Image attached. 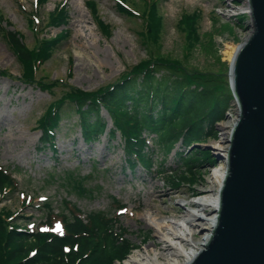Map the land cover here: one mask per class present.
<instances>
[{
    "label": "rangeland",
    "instance_id": "obj_1",
    "mask_svg": "<svg viewBox=\"0 0 264 264\" xmlns=\"http://www.w3.org/2000/svg\"><path fill=\"white\" fill-rule=\"evenodd\" d=\"M59 1L49 0L39 10L40 18L43 19ZM84 2L69 0L70 35L43 65L44 71L39 72L42 76L47 73L46 79L62 78L84 90L98 89L115 81L128 68L154 54L175 59L188 69L228 74L225 44L238 45L249 33V14L242 10L245 6L249 7L248 0H160L157 12L162 19V33L156 44L143 45L138 33L144 25L137 17L126 18L119 14L114 0H96L98 14L112 27V34L106 39L96 29ZM125 2L133 9H142L141 0ZM32 5L33 0H0V12L10 22L4 25L10 30H19L28 46L33 44L34 39L27 26L25 12L31 10ZM197 10L201 12L199 39L188 43L185 32L177 27L176 22L182 13ZM57 30L52 29L48 34H54ZM68 56L72 57L73 63L71 77L67 76ZM1 69H7L13 77H17L20 71L13 53L0 37ZM53 92L42 91L36 85H25L0 75V167L14 176L17 186L4 204L11 210L19 211L17 222L30 224L32 229L42 227L47 215L45 203L52 208L50 218L55 224L59 221V215L67 213L68 208L77 207L84 213L102 212L117 218L126 229L130 242L140 245L131 254H139L144 253L154 235L152 226L138 224V220L147 214L140 206L151 201L146 194L150 180L155 182L158 190H166L173 195L166 200L169 206L178 205L183 210L196 211L203 219L210 213L209 209L200 211L191 208L187 202L199 200V197L187 199V195L201 183L208 186L214 172H225L224 161L229 146L227 139L230 138H225V132L230 130L231 133L238 113L234 103L226 112L225 119L216 124L217 136L198 145L200 149L210 152L215 164L203 163L192 185L183 183L174 186L169 175L157 170L162 164L165 171L176 172L182 166L178 154L187 155L189 148L177 143L173 151L166 155L155 147L151 139L155 136L151 135L148 141L156 159L152 170L146 171L139 165L131 170L125 162L126 155L119 135L115 139L102 136L96 142L86 143L76 123V114L68 105L63 106V118L56 129V151L53 153L47 147L39 148L40 131L36 129V120L46 105L63 91L58 87ZM101 115L108 128L111 127V119L104 109ZM10 131L14 132L12 140ZM67 172L86 177L81 184L90 192L80 195L73 188L61 185L60 176ZM23 198L32 200L22 207ZM116 202L123 206L122 210L116 209ZM25 217L31 218L30 221ZM163 220L182 222L175 217ZM158 221L152 219L153 224ZM145 237L147 240L142 243Z\"/></svg>",
    "mask_w": 264,
    "mask_h": 264
},
{
    "label": "trees",
    "instance_id": "obj_2",
    "mask_svg": "<svg viewBox=\"0 0 264 264\" xmlns=\"http://www.w3.org/2000/svg\"><path fill=\"white\" fill-rule=\"evenodd\" d=\"M48 1L35 0L33 8L25 12L33 33L31 46L24 42L20 31L3 26L5 19L0 12V35L20 66L17 79L52 94L58 87L63 91L46 105L36 120V129L41 132L40 146L54 151L56 129L63 118V106L68 105L76 114V123L86 143L98 141L102 136L111 139L120 136L125 162L130 168L138 165L146 171L153 168L156 159L148 143L151 135L155 136L152 138L155 147L166 155L179 142L187 148L193 145L187 155L178 154L182 166L176 172L165 171L162 164L158 168L159 173L169 175L174 186L192 185L203 163L214 162L208 150L195 145L217 136L216 124L225 119L232 104L227 74L188 69L175 59L153 53L128 68L115 81L94 90L72 86L62 78L46 79L48 74L42 76L39 72L44 71L43 65L70 35L69 0H60L41 19L39 10ZM125 1L115 0L117 12L126 18L137 17L144 25L138 33L143 45L156 44L162 33V19L157 12L160 0H141V11ZM84 3L99 33L108 39L112 27L98 14L96 0ZM200 19L201 12L197 10L184 12L177 20L176 25L185 32L188 43L199 39ZM56 28L59 30L55 34H48ZM72 65V57L68 56V77H71ZM1 73L11 76L5 69ZM102 109L111 119L110 128L101 115ZM85 178L73 172L60 176L61 185L73 188L80 195L90 192L81 184ZM16 188L12 174L0 168V203ZM21 205H25L24 199ZM45 207V227L39 230L18 223V211L6 206L0 208V264H121L140 247L130 242L126 229L115 217L102 212L83 215L77 207L68 208L67 213L59 215L60 226L54 229L50 218L52 208L46 203ZM146 240L147 237L143 242Z\"/></svg>",
    "mask_w": 264,
    "mask_h": 264
},
{
    "label": "water",
    "instance_id": "obj_3",
    "mask_svg": "<svg viewBox=\"0 0 264 264\" xmlns=\"http://www.w3.org/2000/svg\"><path fill=\"white\" fill-rule=\"evenodd\" d=\"M249 36L237 45L228 80L237 106L217 224L189 264H264V0H248Z\"/></svg>",
    "mask_w": 264,
    "mask_h": 264
},
{
    "label": "bare ground",
    "instance_id": "obj_4",
    "mask_svg": "<svg viewBox=\"0 0 264 264\" xmlns=\"http://www.w3.org/2000/svg\"><path fill=\"white\" fill-rule=\"evenodd\" d=\"M242 10L248 14L250 13V7L248 6H245ZM247 29L249 33L243 41L251 31L249 22ZM236 49V44H225L224 54L229 64L233 60ZM236 111H238L237 106ZM236 119L237 117L234 118L233 124ZM229 136L230 130L225 132V138ZM9 137L11 140L14 139V132L10 131ZM224 173V171L221 173L214 172L208 186L201 183L196 189H191L187 195V197L191 195L199 197V200H191L187 203L191 208L200 211L210 210V213L204 219L196 211L183 210L178 205L169 206L166 200L167 198L171 199L173 195L166 190H158L155 187V182L150 180L149 190H146V194L151 197V201L146 202L144 206H140L147 214L138 220V224L144 223L146 226H152L154 235L144 253L130 254L122 264H189L193 257L204 249L217 224L220 187L224 179ZM168 217L181 219L182 222L179 224L170 220H163ZM152 219H159L160 221L153 224ZM196 230L199 231L198 234Z\"/></svg>",
    "mask_w": 264,
    "mask_h": 264
}]
</instances>
